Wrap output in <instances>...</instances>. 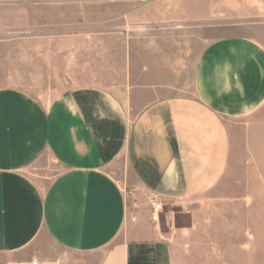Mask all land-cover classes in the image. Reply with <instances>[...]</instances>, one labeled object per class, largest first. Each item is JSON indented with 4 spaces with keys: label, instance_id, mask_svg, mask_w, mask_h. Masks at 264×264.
I'll use <instances>...</instances> for the list:
<instances>
[{
    "label": "crops",
    "instance_id": "obj_1",
    "mask_svg": "<svg viewBox=\"0 0 264 264\" xmlns=\"http://www.w3.org/2000/svg\"><path fill=\"white\" fill-rule=\"evenodd\" d=\"M211 7L173 5L189 21ZM93 71L67 75L48 99L0 86V264H183L195 222L179 213L193 216L224 177L230 122L264 105V44L247 32L209 40L193 96L136 105L130 79ZM148 193L162 204L157 221Z\"/></svg>",
    "mask_w": 264,
    "mask_h": 264
},
{
    "label": "rangeland",
    "instance_id": "obj_2",
    "mask_svg": "<svg viewBox=\"0 0 264 264\" xmlns=\"http://www.w3.org/2000/svg\"><path fill=\"white\" fill-rule=\"evenodd\" d=\"M175 1L0 0V86L48 99L67 75L95 68L103 83L130 79L140 105L157 94L193 96L195 62L213 38L247 32L264 44V0H209L207 21L180 19ZM230 135L221 182L193 216L178 215L195 222L183 264H264V105L232 120Z\"/></svg>",
    "mask_w": 264,
    "mask_h": 264
},
{
    "label": "built area",
    "instance_id": "obj_3",
    "mask_svg": "<svg viewBox=\"0 0 264 264\" xmlns=\"http://www.w3.org/2000/svg\"><path fill=\"white\" fill-rule=\"evenodd\" d=\"M148 200L151 206V218L157 221L159 218V213L162 210V204L158 201L157 196L153 193H148ZM32 264H37V261H33Z\"/></svg>",
    "mask_w": 264,
    "mask_h": 264
}]
</instances>
